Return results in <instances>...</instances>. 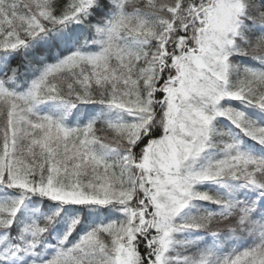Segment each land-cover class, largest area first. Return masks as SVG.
Listing matches in <instances>:
<instances>
[{
	"label": "snow or ice",
	"instance_id": "obj_1",
	"mask_svg": "<svg viewBox=\"0 0 264 264\" xmlns=\"http://www.w3.org/2000/svg\"><path fill=\"white\" fill-rule=\"evenodd\" d=\"M0 264H264V0H0Z\"/></svg>",
	"mask_w": 264,
	"mask_h": 264
}]
</instances>
